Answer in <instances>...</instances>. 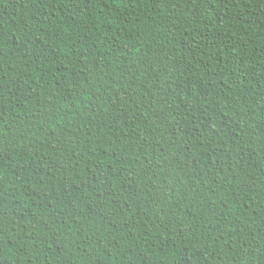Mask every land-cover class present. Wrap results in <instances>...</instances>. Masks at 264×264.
Listing matches in <instances>:
<instances>
[{"label": "trees", "instance_id": "obj_1", "mask_svg": "<svg viewBox=\"0 0 264 264\" xmlns=\"http://www.w3.org/2000/svg\"><path fill=\"white\" fill-rule=\"evenodd\" d=\"M0 264H264V0H0Z\"/></svg>", "mask_w": 264, "mask_h": 264}]
</instances>
